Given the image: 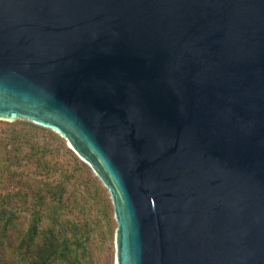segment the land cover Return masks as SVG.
<instances>
[{"label": "water", "instance_id": "95a60500", "mask_svg": "<svg viewBox=\"0 0 264 264\" xmlns=\"http://www.w3.org/2000/svg\"><path fill=\"white\" fill-rule=\"evenodd\" d=\"M107 189L115 264H264V0H0V121Z\"/></svg>", "mask_w": 264, "mask_h": 264}, {"label": "trees", "instance_id": "16d2710c", "mask_svg": "<svg viewBox=\"0 0 264 264\" xmlns=\"http://www.w3.org/2000/svg\"><path fill=\"white\" fill-rule=\"evenodd\" d=\"M41 137L45 139L43 145L38 142ZM3 144L0 190L5 181L14 184L17 190L5 196L0 194V264H80L85 235H78L76 222L66 221L68 227L62 223L60 216L65 208L61 203L67 190L64 184L53 180L56 173L65 179L75 173L59 170L58 162L50 163L48 157L61 153L70 156L74 169L86 173L91 180L89 168L59 136L34 124L14 131ZM24 213L29 218L16 241L14 231L19 228ZM49 221L51 225L47 226Z\"/></svg>", "mask_w": 264, "mask_h": 264}, {"label": "rangeland", "instance_id": "374dc122", "mask_svg": "<svg viewBox=\"0 0 264 264\" xmlns=\"http://www.w3.org/2000/svg\"><path fill=\"white\" fill-rule=\"evenodd\" d=\"M26 124L32 123L20 120L16 122L0 121V151L4 148V140L11 137L14 131L24 129ZM61 140L63 139L61 138ZM63 141L65 142V140ZM38 142L43 145L45 139L41 137ZM48 161L50 163L58 162L61 171L67 170L68 174L75 173L73 177L66 179L60 173H56L53 180L54 183L64 184L67 190L64 202L61 203L65 208L60 216L62 223L68 227L66 221L76 222L79 227L78 235L82 233L85 235V250L81 251L80 264H115L114 233L117 224L107 189L87 165L93 178L91 180H88L90 177L86 173L75 170L74 162L70 156L61 153L55 157H48ZM5 176L11 177L9 174ZM13 190L16 191L17 187L14 188V184L5 181L1 186L0 194L5 196L6 193ZM28 218L29 214L22 215L19 228L14 231L16 241L25 230ZM46 225L50 226V221Z\"/></svg>", "mask_w": 264, "mask_h": 264}]
</instances>
